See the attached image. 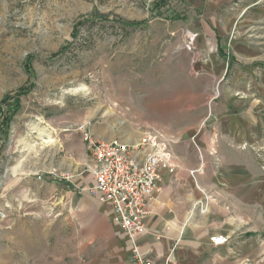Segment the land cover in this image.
Here are the masks:
<instances>
[{"label":"rangeland","instance_id":"rangeland-1","mask_svg":"<svg viewBox=\"0 0 264 264\" xmlns=\"http://www.w3.org/2000/svg\"><path fill=\"white\" fill-rule=\"evenodd\" d=\"M206 1L0 0V264H87L77 204L63 210L66 189L48 174L89 163L80 125L101 139L148 127L178 139L206 129L224 91L226 109L238 114L240 101L260 130L230 154L247 167L240 195L261 191L232 202L227 220L242 232L227 241L264 263V27L226 37L228 61Z\"/></svg>","mask_w":264,"mask_h":264},{"label":"crops","instance_id":"crops-1","mask_svg":"<svg viewBox=\"0 0 264 264\" xmlns=\"http://www.w3.org/2000/svg\"><path fill=\"white\" fill-rule=\"evenodd\" d=\"M197 3L204 2L197 0ZM205 9L203 16L212 27L222 58L220 51L226 53L222 45L226 37H239L242 26L264 27V0H207ZM259 33L264 35L263 30ZM229 58L233 62V57ZM234 104L238 114L226 109L224 91L221 102L200 126H206L205 130L183 133L178 139L169 135L174 139L170 152L175 170L161 173L158 190L147 205L145 231L137 238L141 251L152 264H264L262 260L246 257L243 239L219 246L211 243L212 237L227 238L228 233L242 232L239 225L227 220L234 219L239 210L232 202L256 201L257 192L261 191L248 188L240 195V186L246 183L241 172L247 167L240 161L233 162L230 154L237 145L259 137L260 130L254 129L255 134H251L252 125L241 113L240 101ZM83 166H87L86 160ZM199 167L194 179L189 172ZM68 173L71 182L57 185L66 189L62 194L63 210L69 212L71 201L77 204L79 256L87 264H131L128 245L111 222L110 204L101 201L99 195L80 190L92 185L90 173L84 168Z\"/></svg>","mask_w":264,"mask_h":264},{"label":"built area","instance_id":"built-area-1","mask_svg":"<svg viewBox=\"0 0 264 264\" xmlns=\"http://www.w3.org/2000/svg\"><path fill=\"white\" fill-rule=\"evenodd\" d=\"M89 163L85 171L90 173L92 185L82 186L80 190L99 195L101 201L111 206V222L118 228L128 245L131 264H152L141 251L137 238L145 231L147 205L158 190L161 173H173L175 166L171 157L174 139L163 130L145 128L136 140L116 136L101 139L84 125L77 129ZM200 167L189 172L195 179ZM58 182H71L72 176L57 170L48 173ZM223 236L212 237L211 243L219 246L226 243Z\"/></svg>","mask_w":264,"mask_h":264},{"label":"trees","instance_id":"trees-1","mask_svg":"<svg viewBox=\"0 0 264 264\" xmlns=\"http://www.w3.org/2000/svg\"><path fill=\"white\" fill-rule=\"evenodd\" d=\"M220 55H222V56H223V58H226L228 61L230 60L229 56H228L227 54H224L222 51H220ZM228 64H229V66H230V64H231V61H230V62H228Z\"/></svg>","mask_w":264,"mask_h":264},{"label":"bare ground","instance_id":"bare-ground-1","mask_svg":"<svg viewBox=\"0 0 264 264\" xmlns=\"http://www.w3.org/2000/svg\"><path fill=\"white\" fill-rule=\"evenodd\" d=\"M193 35V34H192Z\"/></svg>","mask_w":264,"mask_h":264}]
</instances>
